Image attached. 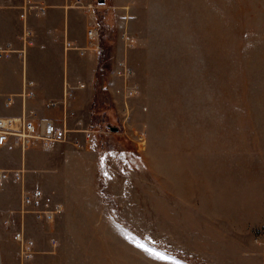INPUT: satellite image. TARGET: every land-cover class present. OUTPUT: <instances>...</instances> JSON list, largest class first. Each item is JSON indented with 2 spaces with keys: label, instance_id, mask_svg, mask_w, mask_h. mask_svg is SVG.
<instances>
[{
  "label": "rangeland",
  "instance_id": "obj_1",
  "mask_svg": "<svg viewBox=\"0 0 264 264\" xmlns=\"http://www.w3.org/2000/svg\"><path fill=\"white\" fill-rule=\"evenodd\" d=\"M93 3L89 125L113 157L68 209L74 192L22 185L45 216L0 149V264H239L264 235V0Z\"/></svg>",
  "mask_w": 264,
  "mask_h": 264
},
{
  "label": "crops",
  "instance_id": "obj_2",
  "mask_svg": "<svg viewBox=\"0 0 264 264\" xmlns=\"http://www.w3.org/2000/svg\"><path fill=\"white\" fill-rule=\"evenodd\" d=\"M93 7V0L0 2V47L8 48L0 55V116L25 113L66 130L64 139L48 146L37 140L23 148L4 142L0 149L17 151L4 170L18 176L19 196L21 186L29 188L34 181L42 188L74 192L61 198L65 209L84 203L94 188L100 193L98 172L113 157L112 149L100 151L89 125L100 58L97 33L87 34L91 28L97 31ZM40 221L44 229L50 224ZM256 245L239 250V264H264V235Z\"/></svg>",
  "mask_w": 264,
  "mask_h": 264
},
{
  "label": "built area",
  "instance_id": "obj_3",
  "mask_svg": "<svg viewBox=\"0 0 264 264\" xmlns=\"http://www.w3.org/2000/svg\"><path fill=\"white\" fill-rule=\"evenodd\" d=\"M65 131L64 125L60 123L50 119L34 120L25 113L17 116H0V145L10 139H15L22 146L29 140H37L42 146H48L55 141L64 139ZM20 197L21 203L30 206L37 215L46 216L48 214L43 207L51 202L47 196L43 197L40 189L32 190L30 193L23 191ZM56 207L58 206L56 205ZM14 238L18 240L20 251L25 256L31 253V241L25 240L21 232L16 231Z\"/></svg>",
  "mask_w": 264,
  "mask_h": 264
},
{
  "label": "trees",
  "instance_id": "obj_4",
  "mask_svg": "<svg viewBox=\"0 0 264 264\" xmlns=\"http://www.w3.org/2000/svg\"><path fill=\"white\" fill-rule=\"evenodd\" d=\"M99 45H100V48L102 47L101 45H102V42H101V40L99 41ZM101 52H100V57H101ZM100 59V58H99ZM97 85V80L95 79V82H94V87ZM94 103V101H92V104Z\"/></svg>",
  "mask_w": 264,
  "mask_h": 264
},
{
  "label": "water",
  "instance_id": "obj_5",
  "mask_svg": "<svg viewBox=\"0 0 264 264\" xmlns=\"http://www.w3.org/2000/svg\"><path fill=\"white\" fill-rule=\"evenodd\" d=\"M97 1H102V0H97ZM110 129H115V126H109Z\"/></svg>",
  "mask_w": 264,
  "mask_h": 264
}]
</instances>
